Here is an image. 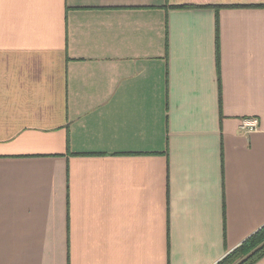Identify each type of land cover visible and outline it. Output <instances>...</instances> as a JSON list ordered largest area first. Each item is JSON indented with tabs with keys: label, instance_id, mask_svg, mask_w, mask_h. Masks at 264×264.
<instances>
[{
	"label": "crops",
	"instance_id": "crops-1",
	"mask_svg": "<svg viewBox=\"0 0 264 264\" xmlns=\"http://www.w3.org/2000/svg\"><path fill=\"white\" fill-rule=\"evenodd\" d=\"M263 226L264 0H0V264H216Z\"/></svg>",
	"mask_w": 264,
	"mask_h": 264
},
{
	"label": "trees",
	"instance_id": "trees-1",
	"mask_svg": "<svg viewBox=\"0 0 264 264\" xmlns=\"http://www.w3.org/2000/svg\"><path fill=\"white\" fill-rule=\"evenodd\" d=\"M264 256V226L216 264H255Z\"/></svg>",
	"mask_w": 264,
	"mask_h": 264
},
{
	"label": "built area",
	"instance_id": "built-area-1",
	"mask_svg": "<svg viewBox=\"0 0 264 264\" xmlns=\"http://www.w3.org/2000/svg\"><path fill=\"white\" fill-rule=\"evenodd\" d=\"M257 128H258L257 118H250V119L243 120L240 126V129L246 133L256 131Z\"/></svg>",
	"mask_w": 264,
	"mask_h": 264
}]
</instances>
